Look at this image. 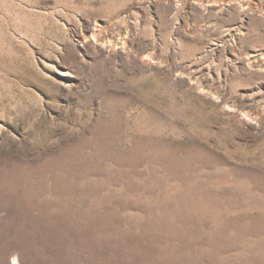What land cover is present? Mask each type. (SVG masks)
<instances>
[{
	"label": "rangeland",
	"instance_id": "obj_1",
	"mask_svg": "<svg viewBox=\"0 0 264 264\" xmlns=\"http://www.w3.org/2000/svg\"><path fill=\"white\" fill-rule=\"evenodd\" d=\"M0 264H264V0H0Z\"/></svg>",
	"mask_w": 264,
	"mask_h": 264
}]
</instances>
